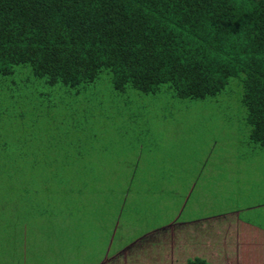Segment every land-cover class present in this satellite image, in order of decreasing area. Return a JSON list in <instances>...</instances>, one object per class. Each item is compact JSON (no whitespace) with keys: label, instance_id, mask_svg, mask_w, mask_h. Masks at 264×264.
Masks as SVG:
<instances>
[{"label":"rangeland","instance_id":"1","mask_svg":"<svg viewBox=\"0 0 264 264\" xmlns=\"http://www.w3.org/2000/svg\"><path fill=\"white\" fill-rule=\"evenodd\" d=\"M238 84L231 79L216 98L179 101L172 98L168 85L157 96H142L132 89L119 92L108 70L94 84L70 88L50 86L21 65L11 77L0 76V148L42 155L43 163L52 168H79V162H92L85 166L108 170L98 176L107 184L132 182L109 203L102 200L98 210H91L95 212L69 217L79 212L74 210L57 220L60 227L79 228L74 248L79 264H104L109 242L110 257L124 248L119 264H186L199 257L196 243L203 240L195 243V235L167 230L171 224L232 209L240 212V220L264 227V204L255 210L243 208L255 199L264 201V170L259 168L264 151L249 143ZM140 97L157 98L158 106L138 101ZM111 165L137 170L106 168ZM163 176H178L175 186L161 185ZM149 178L154 183H148ZM215 182L222 184L214 189ZM175 188L180 190V202L173 201ZM222 196L227 200L235 196L242 205L217 201ZM207 235H212L211 243L232 238Z\"/></svg>","mask_w":264,"mask_h":264},{"label":"trees","instance_id":"2","mask_svg":"<svg viewBox=\"0 0 264 264\" xmlns=\"http://www.w3.org/2000/svg\"><path fill=\"white\" fill-rule=\"evenodd\" d=\"M21 65L70 88L108 70L119 92L157 96L168 85L179 101L216 98L237 79L249 143L264 151V0H0V76ZM43 158L0 148V264H24L37 230L95 212L132 184H107L92 162L52 168Z\"/></svg>","mask_w":264,"mask_h":264},{"label":"crops","instance_id":"3","mask_svg":"<svg viewBox=\"0 0 264 264\" xmlns=\"http://www.w3.org/2000/svg\"><path fill=\"white\" fill-rule=\"evenodd\" d=\"M174 142H178V137L173 136ZM251 170L256 169L257 165L250 164ZM259 168L264 170V163L259 165ZM124 169V168H123ZM137 170L136 167H133ZM236 173L235 170H231ZM178 177V176H177ZM177 177H166L163 176L160 184H169L175 186ZM255 179V178H254ZM154 183L153 178H149ZM158 180V179H157ZM147 183V184H148ZM254 183V181H248V184ZM221 182H215V187H220ZM234 190V189H233ZM234 195V191L232 193ZM173 201H179L180 190L179 188L172 189ZM114 196V195H113ZM187 197V196H186ZM184 197L183 199H185ZM250 198V196H248ZM237 198V197H236ZM227 200L226 197L222 196L217 201L226 202L234 201V204L241 206L240 200L236 199ZM189 201V200H187ZM186 201V202H187ZM254 203L245 205L244 210H255L257 207L262 206L263 200L255 199ZM209 209V208H208ZM233 218V219H232ZM177 219V218H176ZM210 219L211 223L207 224L204 220ZM216 219H219L217 221ZM240 212L229 209L222 214L187 222H181L178 224H171L169 229H174L179 234L186 232L191 235H195L193 238L196 243V239L203 240L202 243L198 244L199 257L206 260L209 264H264V227L260 224H254L248 220H240ZM230 222L231 224H229ZM36 237L30 238V243L27 246L25 258L21 261L24 264H79V253L75 251L76 243L79 242V228L72 227H46L42 231H36ZM204 238H203V236ZM207 234H227L232 237L230 241L212 242V235ZM198 235V237H197ZM44 236V237H40ZM47 236V237H46ZM188 240H192L186 237ZM218 238V237H217ZM219 239V238H218ZM233 239V241H231ZM204 241L206 245L204 246ZM195 246V245H194ZM110 242L107 245V253L104 264H119L118 259L122 256L124 248L119 249L116 255L110 257ZM109 250V251H108ZM128 264V263H127ZM187 264V263H186Z\"/></svg>","mask_w":264,"mask_h":264}]
</instances>
